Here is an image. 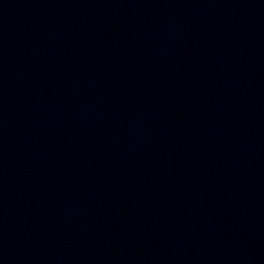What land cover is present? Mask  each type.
Returning a JSON list of instances; mask_svg holds the SVG:
<instances>
[{
	"label": "water",
	"instance_id": "1",
	"mask_svg": "<svg viewBox=\"0 0 264 264\" xmlns=\"http://www.w3.org/2000/svg\"><path fill=\"white\" fill-rule=\"evenodd\" d=\"M0 264H264V0H0Z\"/></svg>",
	"mask_w": 264,
	"mask_h": 264
}]
</instances>
